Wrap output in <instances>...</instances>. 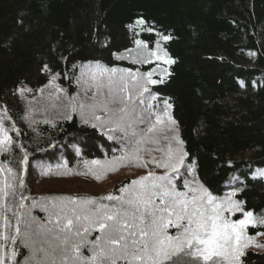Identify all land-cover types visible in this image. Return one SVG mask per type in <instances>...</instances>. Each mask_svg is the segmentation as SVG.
<instances>
[{"label":"trees","instance_id":"trees-1","mask_svg":"<svg viewBox=\"0 0 264 264\" xmlns=\"http://www.w3.org/2000/svg\"><path fill=\"white\" fill-rule=\"evenodd\" d=\"M138 40L161 44L171 58L167 74L151 88L171 107L187 154L182 171L215 195L237 189L244 212L264 216V0H0V104L19 125L9 129L0 153L12 181L2 210L11 223L21 193L25 217L32 214L55 231L36 230L42 246L46 240L59 246L64 235L69 246L92 228L66 212L74 193L51 192L47 202L34 182L60 172L89 175L121 148L76 112L28 122L20 89L37 90L57 77L73 94L90 64L104 71L148 69L153 63L139 66L123 56ZM248 233H264V223ZM19 246V257H26ZM65 249L58 247L57 255H69ZM88 249L76 255L93 261ZM175 260L197 264L184 254ZM237 264H264V241Z\"/></svg>","mask_w":264,"mask_h":264},{"label":"rangeland","instance_id":"rangeland-1","mask_svg":"<svg viewBox=\"0 0 264 264\" xmlns=\"http://www.w3.org/2000/svg\"><path fill=\"white\" fill-rule=\"evenodd\" d=\"M123 56L139 66L153 65L148 69L111 71L97 70L95 64L86 65L79 91L73 94L57 77L37 90L20 89L28 122L53 120L76 112L84 122L113 136L121 152L97 162L89 175L60 172L34 182L47 202L51 192L67 198L72 193L76 195L75 204L66 212L71 217L74 214L75 222L84 229L90 226L92 231L86 232L83 239L72 237L74 243L69 246L68 235L61 237L59 246L50 240L43 246L39 244L36 230L55 231L32 214L28 215L29 220L25 217L26 203L21 193L12 222H8L2 208L12 181L0 162L3 264H177L176 256L183 254L196 262V248L197 264H237L242 252L261 248L264 234L250 235L247 227L263 224L264 216L246 215L240 221L236 217L239 204L234 192L215 196L195 174L182 171L186 153L171 107L157 99L151 88L167 74L171 62L167 52L161 44L150 47L138 41ZM6 108L0 104V153L11 137L9 129H19ZM178 177L182 179L177 181ZM21 179L20 186L25 188L22 174ZM196 240L199 241L193 245ZM88 242L94 252L88 249ZM20 244L27 251L24 258L19 257ZM61 245L69 255H57ZM86 248L96 255L93 261L76 255Z\"/></svg>","mask_w":264,"mask_h":264}]
</instances>
